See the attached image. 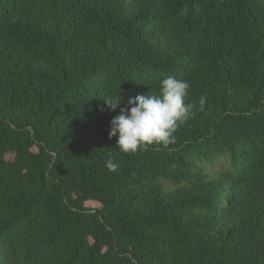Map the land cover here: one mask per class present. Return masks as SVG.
Masks as SVG:
<instances>
[{
    "label": "trees",
    "instance_id": "1",
    "mask_svg": "<svg viewBox=\"0 0 264 264\" xmlns=\"http://www.w3.org/2000/svg\"><path fill=\"white\" fill-rule=\"evenodd\" d=\"M167 76L192 115L121 152ZM0 264H264V0H0Z\"/></svg>",
    "mask_w": 264,
    "mask_h": 264
},
{
    "label": "clouds",
    "instance_id": "2",
    "mask_svg": "<svg viewBox=\"0 0 264 264\" xmlns=\"http://www.w3.org/2000/svg\"><path fill=\"white\" fill-rule=\"evenodd\" d=\"M159 94H137L129 97L121 107L118 97L105 99L110 110L119 108V114L110 121L109 138L117 137L121 152L136 153L146 145H168L175 142L174 133L192 115L194 105L186 102L190 83L175 76H167L159 82ZM207 98L201 96L203 107ZM106 167L115 171L118 165L109 160Z\"/></svg>",
    "mask_w": 264,
    "mask_h": 264
},
{
    "label": "rangeland",
    "instance_id": "3",
    "mask_svg": "<svg viewBox=\"0 0 264 264\" xmlns=\"http://www.w3.org/2000/svg\"><path fill=\"white\" fill-rule=\"evenodd\" d=\"M228 162H227V159L225 158V159H221V160H219V162H218V164H216L214 167H213V169H218L219 167H220V165H225V164H227Z\"/></svg>",
    "mask_w": 264,
    "mask_h": 264
}]
</instances>
